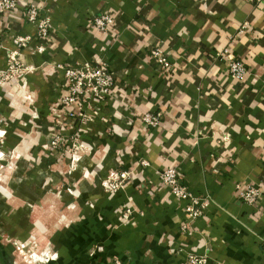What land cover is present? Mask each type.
Masks as SVG:
<instances>
[{
  "label": "crops",
  "instance_id": "crops-1",
  "mask_svg": "<svg viewBox=\"0 0 264 264\" xmlns=\"http://www.w3.org/2000/svg\"><path fill=\"white\" fill-rule=\"evenodd\" d=\"M31 2L50 8L54 37L43 50H34V41L19 52L36 69L0 92L8 146L20 153L16 169L0 172L7 192L0 193V229L57 255L42 264H112L115 257L184 264L189 252L207 254L210 264H261L264 195L251 207L235 184L264 188V0H19L20 10ZM100 12L116 19L107 34L89 22ZM22 16L1 18L0 49L13 50L15 33L32 31ZM154 46L171 62L168 71L151 61ZM224 48L246 64L243 79L229 74L219 56ZM96 61L107 63L114 90L83 137L79 168L63 179L71 191L46 197L55 129L49 114L62 76L56 65ZM145 111L161 113L158 127L142 122ZM169 166L179 167L193 194L210 197L200 218L191 221L185 201L160 183L159 170ZM112 167L135 173L106 194L100 178ZM125 205L135 209L128 221L120 214ZM11 255L2 264H19Z\"/></svg>",
  "mask_w": 264,
  "mask_h": 264
},
{
  "label": "built area",
  "instance_id": "built-area-1",
  "mask_svg": "<svg viewBox=\"0 0 264 264\" xmlns=\"http://www.w3.org/2000/svg\"><path fill=\"white\" fill-rule=\"evenodd\" d=\"M48 7L37 2L27 3L23 7V12L20 10L19 0H0V20L4 15H11L13 13H22V19L27 20L32 25V35H23L16 32L13 38V44L17 47H27L36 40L39 50H43L44 43L50 42L54 37V31L52 30L51 17L48 15ZM89 22L92 28H95L102 34L109 33L115 25L116 19L114 15L105 12L93 14L89 18ZM246 26H242L239 30L240 33L244 31ZM26 48V49H27ZM16 51L11 55H15ZM11 56V57H13ZM220 58L227 62V69L229 74L237 79L241 80L248 72V68L244 61L236 58L228 48H224L219 53ZM151 61L156 63L160 69L168 71L172 64L165 56L164 50L159 46H154L150 49ZM56 68H59L64 73V79L61 86V98L60 102L64 105L66 110V118L69 121L80 119L87 121L90 118L89 114H95L97 108L103 103V101L112 94L114 90L115 78L110 72V69L106 62L96 61V63L84 62V63H64L57 64ZM142 122L151 127H158L160 125L161 113L155 111H145L139 114ZM68 127L69 124H67ZM70 132L73 129L70 127ZM60 136H63L60 134ZM142 166L148 167L149 161L142 159L140 161ZM133 173L123 171L121 173L114 172L111 175H115L114 180L122 179V181L129 180ZM160 183L168 189L170 194L177 200L185 201V212L193 221L200 218L206 213V210L210 206V197H200L193 194L186 185L181 181V171L178 166H169L162 168L158 172ZM108 189L109 184L107 180L103 183ZM126 183H122L118 188H124ZM235 192L237 197L244 203L256 208L260 202V199L264 195V188L256 186L252 182H237L235 184ZM126 211V210H125ZM129 212V208L126 211ZM124 213L125 219H127V213ZM182 231H187V224H181ZM264 248V244H263ZM264 254V249H263ZM120 264V262H117ZM184 264H210V259L207 254L198 252H189L185 257ZM264 264V261L261 263Z\"/></svg>",
  "mask_w": 264,
  "mask_h": 264
},
{
  "label": "rangeland",
  "instance_id": "rangeland-1",
  "mask_svg": "<svg viewBox=\"0 0 264 264\" xmlns=\"http://www.w3.org/2000/svg\"><path fill=\"white\" fill-rule=\"evenodd\" d=\"M48 15L50 16V8H48ZM26 23L29 24L27 20H24ZM31 25V24H30ZM32 26V25H31ZM33 30V29H32ZM2 29L0 28V35L2 34ZM23 35H32V31L29 33H22ZM16 34V33H15ZM34 38V35H32V39ZM36 41V40H34ZM33 41V42H34ZM32 44L29 45L31 47ZM27 47H19L15 46L13 50L7 49L6 47H1V55L4 59V64L0 66V92L5 88L8 84H13L16 81H18L22 76L27 74V71L29 73L34 72L36 69L35 66L26 65L23 61L20 60L19 52L22 50H25ZM34 50H38V46H34ZM16 51V54L13 56L11 55L12 52ZM13 56V57H11ZM64 79V73L62 71V76L59 81H57V96L54 103H51V107L53 111L49 114V120L54 125V133L48 143V161L49 164V170H50V180L46 183L44 186V192L47 194L46 197H51L52 193H60V194H66L70 192V184L66 182L67 180H64V178L69 179V177L75 172L82 161V158L85 154L86 146H84V135L89 131L91 122L95 119V117L98 115L99 107L97 108V111L95 114H89L90 118L87 121L76 119L68 122L69 126L73 129V131L70 132V127L63 121H61V118H66V110L64 105L61 104L60 98H61V86H62V80ZM5 124V118L1 110L0 106V172L1 170L5 169H16L17 162L20 158V153H18V145H14L13 147L8 146V138H7V132L4 127ZM56 124V126H55ZM62 134L63 136H60ZM30 135V133H28ZM25 140L30 139L31 137H25ZM28 138V139H27ZM27 141H25L26 143ZM55 152H59L58 158L53 160L54 156L53 154ZM32 167V163L29 164ZM55 165L58 167L56 168ZM123 171H127L129 173H135L133 169H121L119 167H112L110 168L103 176L100 178V185L103 188L104 192L106 194H114L120 191L122 188H118L120 184L123 182L128 184V182L131 181L133 174L130 176L129 180L122 179H116L115 175H111L114 172L121 173ZM4 172V171H3ZM58 174L59 179L57 181H53L51 177L54 174ZM2 174V173H1ZM0 178H5V175ZM107 180V184H109V188H106L104 186V182ZM71 182V181H70ZM0 193L7 194L6 189L4 186H0ZM2 207L1 211L4 208V204H0ZM129 208V212L127 213V209ZM126 210V211H125ZM135 209L132 206L125 205L124 207L121 206L120 208V214L121 218L124 221L130 220L132 214L135 212ZM0 211V212H1ZM127 213V219L124 217V213ZM0 251H3L4 253V247L8 249L7 254L5 256H2V262H8L10 260V255L19 262V264H42L47 261L52 260L53 258H56L57 255L48 248H43L38 242L35 240H28V241H21L17 238L13 237L11 234L6 232L3 229H0ZM11 248V249H10ZM98 248L93 249L90 253L91 256H94L98 253ZM11 253V254H10ZM117 262H120V264H126L123 262L120 258L115 257L113 259L112 264H117Z\"/></svg>",
  "mask_w": 264,
  "mask_h": 264
}]
</instances>
